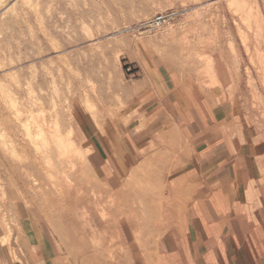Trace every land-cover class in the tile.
Wrapping results in <instances>:
<instances>
[{
  "label": "rangeland",
  "instance_id": "rangeland-1",
  "mask_svg": "<svg viewBox=\"0 0 264 264\" xmlns=\"http://www.w3.org/2000/svg\"><path fill=\"white\" fill-rule=\"evenodd\" d=\"M253 2L262 19L250 10ZM158 14L170 19L146 31L143 24ZM263 32L264 0H0V222L8 233L19 206H35L50 221L69 204L81 225L105 220L114 241L113 221L147 197L122 196L109 185L91 160L92 146L128 134L140 104L145 110L157 98L149 89L160 72L196 99L198 91L212 106L232 105L248 126L246 140L264 148ZM35 124L45 154L33 144ZM55 130L72 141L61 156ZM152 140L140 154L153 150L158 165L168 161L167 183L157 187L168 194L153 197L171 206L167 224L183 203L174 192L188 145L174 125ZM97 230L87 229L95 246Z\"/></svg>",
  "mask_w": 264,
  "mask_h": 264
},
{
  "label": "crops",
  "instance_id": "crops-1",
  "mask_svg": "<svg viewBox=\"0 0 264 264\" xmlns=\"http://www.w3.org/2000/svg\"><path fill=\"white\" fill-rule=\"evenodd\" d=\"M150 82L157 98L145 110L140 104L128 134L92 146L91 160L109 185L122 196L147 197L132 200L140 205L113 221L114 241L105 220H74L73 205L50 221L35 206H19L12 233L0 222V264H264V148L246 140L248 126L232 105L212 106L198 91L196 99L161 72ZM168 125L179 130L188 151L174 192L183 203L162 224L171 206L153 197L168 194L157 189L167 183L168 161L158 165L153 150L140 153ZM90 227L98 229V246L90 242Z\"/></svg>",
  "mask_w": 264,
  "mask_h": 264
},
{
  "label": "bare ground",
  "instance_id": "bare-ground-1",
  "mask_svg": "<svg viewBox=\"0 0 264 264\" xmlns=\"http://www.w3.org/2000/svg\"><path fill=\"white\" fill-rule=\"evenodd\" d=\"M253 4L254 5H252L251 7H250V10L254 13V16H255V18H258V19H256V20H259V18H261V15H260V12H259V9H258V7L255 5V3L253 2ZM262 19V18H261ZM255 20V21H256ZM262 22H263V20H262ZM257 23H258V26L260 25V23H261V21H257ZM261 25H262V23H261ZM260 27V26H259ZM262 28V27H261ZM130 29V28H129ZM263 29V28H262ZM264 33V32H263ZM264 35V34H263ZM263 38H264V36H262ZM261 55V54H260ZM261 57L263 58L264 57V51H263V53H262V55H261ZM263 60H264V58H263ZM263 62V61H262ZM264 75V74H263ZM55 124H56V122H55ZM36 125V124H35ZM34 128V131H35V133L33 134L34 135V138H33V140H39V142H38V145H36L34 142H33V144H34V146L36 147H39V146H41L42 147V149H41V153H42V150H44L43 152H44V154H45V152H46V150L49 148L48 147V144H47V140L45 139V137L43 136V134H42V131H43V129L42 128H37V125L36 126H34L33 127ZM27 130H30V129H28V128H26ZM58 130H55V133H52L51 134V136L53 137V140H54V143H55V148L57 147V150L59 151V153H58V155H62L64 152H67L66 150L67 149H69V147H71L70 145L72 144V141L70 142L69 140H67V141H62L61 140V138L60 137H58ZM66 138V137H65ZM36 147V148H37ZM40 152V151H39ZM47 153V152H46ZM52 152L50 151L47 155H49V154H51ZM51 166V165H50ZM13 217V216H12ZM6 236V235H5Z\"/></svg>",
  "mask_w": 264,
  "mask_h": 264
},
{
  "label": "built area",
  "instance_id": "built-area-1",
  "mask_svg": "<svg viewBox=\"0 0 264 264\" xmlns=\"http://www.w3.org/2000/svg\"><path fill=\"white\" fill-rule=\"evenodd\" d=\"M170 19L169 15L158 14L146 23L143 24V28L146 31H155L162 27Z\"/></svg>",
  "mask_w": 264,
  "mask_h": 264
}]
</instances>
